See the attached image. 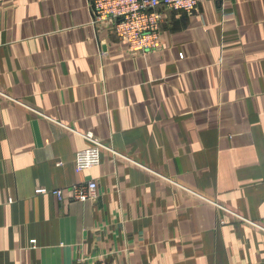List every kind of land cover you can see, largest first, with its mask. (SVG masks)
<instances>
[{"label":"crops","instance_id":"0c3cea01","mask_svg":"<svg viewBox=\"0 0 264 264\" xmlns=\"http://www.w3.org/2000/svg\"><path fill=\"white\" fill-rule=\"evenodd\" d=\"M90 5L0 0V264H264V0L164 9L144 54Z\"/></svg>","mask_w":264,"mask_h":264},{"label":"built area","instance_id":"2783aa9c","mask_svg":"<svg viewBox=\"0 0 264 264\" xmlns=\"http://www.w3.org/2000/svg\"><path fill=\"white\" fill-rule=\"evenodd\" d=\"M90 4L94 25L112 24L115 35L126 45L128 51L141 54L162 46L164 9L185 11L192 15L199 8V0H90ZM87 137L93 141V144L76 153V172L91 169L101 162L103 144L90 133ZM97 188V181L90 179L71 186L68 194L62 188L48 190L40 187L38 192L51 191L59 201L68 197L86 201L98 198ZM107 257L108 255H95L94 260H90V257H81L80 264H109Z\"/></svg>","mask_w":264,"mask_h":264},{"label":"trees","instance_id":"16d2710c","mask_svg":"<svg viewBox=\"0 0 264 264\" xmlns=\"http://www.w3.org/2000/svg\"><path fill=\"white\" fill-rule=\"evenodd\" d=\"M185 12V11H184ZM187 14V13H186Z\"/></svg>","mask_w":264,"mask_h":264}]
</instances>
